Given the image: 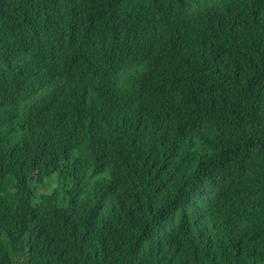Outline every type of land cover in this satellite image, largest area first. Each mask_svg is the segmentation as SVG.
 Wrapping results in <instances>:
<instances>
[{
  "label": "trees",
  "instance_id": "16d2710c",
  "mask_svg": "<svg viewBox=\"0 0 264 264\" xmlns=\"http://www.w3.org/2000/svg\"><path fill=\"white\" fill-rule=\"evenodd\" d=\"M82 18L88 25L77 27ZM129 18L149 69L179 72L171 124L203 107L207 122L184 143L166 136L128 160L106 162L96 155L101 131L81 138L80 158L61 135L54 185L38 211L25 203L22 169L0 199V264H264V110L240 109L256 108L264 92V0H0V125L17 161L38 153L35 137L45 126L23 41L37 57L53 40L83 37L99 55ZM221 128L226 134L217 137ZM180 147L188 158L159 161L149 180L150 165ZM230 160L244 164L201 208L203 195L196 204L190 179L184 183L188 171ZM34 185L46 187L42 178Z\"/></svg>",
  "mask_w": 264,
  "mask_h": 264
},
{
  "label": "clouds",
  "instance_id": "9594fccd",
  "mask_svg": "<svg viewBox=\"0 0 264 264\" xmlns=\"http://www.w3.org/2000/svg\"><path fill=\"white\" fill-rule=\"evenodd\" d=\"M88 23V18H82L77 27H86ZM121 29L124 33L116 38L107 52L99 55L94 54V46L83 37L75 38L72 43L53 40L50 45L58 42L57 45L37 57H33L23 41L31 57L28 75L39 94L45 126L35 137L38 153L30 161L19 163L14 139L0 125V160L6 161L5 166L0 165V199L9 190H14V178L22 169L25 203L31 210L38 211L41 196L49 193L54 185L51 180L56 175L54 164L58 161L54 150L61 135L72 138L75 153L80 158L81 138L84 135L92 137L101 131L96 155L100 162H106L110 158L128 160L134 151L146 149L166 136L184 143L187 135L204 127L207 122L203 112V109L207 111L205 107L187 121H178L174 126L171 124L168 119L169 95L179 72L172 67L157 72L149 69L151 60L141 53L135 19H127ZM148 48L154 51L150 46ZM240 109L263 111L264 92L259 96L256 108ZM112 134L123 139L125 149L115 146ZM224 134L221 128L217 137ZM180 153L187 158L189 156L180 147L152 163L148 179H155L159 161L175 159ZM41 154L47 162H42ZM82 161L85 162L86 158ZM243 164L230 160L216 169L188 171L184 183L187 185L190 179V188L197 193L196 204L197 197L203 195L199 206L206 208L210 205L215 184L221 186L233 182L234 175ZM40 178L45 182V188L34 185Z\"/></svg>",
  "mask_w": 264,
  "mask_h": 264
}]
</instances>
